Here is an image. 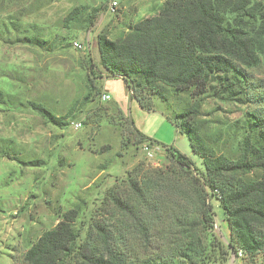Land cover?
Returning <instances> with one entry per match:
<instances>
[{
    "label": "rangeland",
    "instance_id": "rangeland-1",
    "mask_svg": "<svg viewBox=\"0 0 264 264\" xmlns=\"http://www.w3.org/2000/svg\"><path fill=\"white\" fill-rule=\"evenodd\" d=\"M125 1L119 2L107 23L101 22L100 15L86 26L83 20H67L68 14L77 8L84 16L103 5L102 0H0V264H27L25 251L69 209L78 211L75 226L83 238L91 219L100 215L105 193L128 192V173L135 167L143 162L154 170L173 168L164 146H173L202 170L187 136L175 127V113L197 106L193 121L203 137L218 154L234 158L247 113L264 109V52L256 66L240 68L249 101L228 99L221 93L192 98L190 91L166 86L162 96L145 93L151 107H142L124 81L108 75L98 63V33L104 30L111 39L121 37L129 22L154 15L159 8L139 11L142 7ZM251 1L264 20V0ZM257 30L259 25H255ZM24 36L45 43L19 41ZM74 42L83 49H75ZM87 57L95 64L94 70L86 64ZM102 93L109 99L102 101ZM34 104L65 117L66 124L53 125ZM127 117L152 140L148 148L152 156L144 148L147 142L134 144L136 137ZM74 121L81 126L75 129ZM259 177L258 170L243 176L249 180ZM154 184L159 187L154 186L153 191H158L162 201L167 200V209L188 206L185 197L157 181ZM211 202L215 218L208 243L215 236L226 244L229 228L223 210L215 199ZM192 207L193 203L188 206ZM112 222L115 226L132 224L121 212ZM129 231L126 241L139 260L155 251L154 246L143 248L132 227ZM177 241L171 236L158 242L156 252L168 264H198L179 256ZM248 263V258L237 262L230 257L226 262L215 252L202 264Z\"/></svg>",
    "mask_w": 264,
    "mask_h": 264
},
{
    "label": "trees",
    "instance_id": "trees-1",
    "mask_svg": "<svg viewBox=\"0 0 264 264\" xmlns=\"http://www.w3.org/2000/svg\"><path fill=\"white\" fill-rule=\"evenodd\" d=\"M103 10L106 5L96 6L83 16L76 8L67 20H83L91 26ZM255 25L259 30L255 31ZM19 41L45 43L27 36ZM96 45L99 65L108 75L120 77L142 107H151L145 93L162 96L166 86L190 91L192 98L221 93L228 99L249 101L240 68L256 66L264 52V20L251 0H164L157 13L139 19L121 37L111 39L102 30ZM85 62L91 70L96 67L89 57ZM33 108L53 125L66 124L65 117L40 104ZM196 113L197 106H191L173 118L192 153L201 159L202 170L173 146H164L171 170L146 168L142 162L128 173V192L105 193L100 215L91 219L83 238L75 226L78 211L69 209L29 246L23 260L27 264H168L156 251L158 242L173 236L179 240V256L192 263L202 264L218 252L226 262L230 257L264 264V109L247 113L234 158L218 154L208 144L193 121ZM127 123L136 137L134 144L147 142L150 148L152 140L128 117ZM254 170L260 171L258 179L243 178ZM154 181L185 197L194 208L167 209V200L153 191L159 187ZM214 199L229 228L226 244L215 236L207 240L214 226ZM117 212L127 215L132 224L115 226L112 220ZM130 227L143 248L154 246L155 251L143 260L126 241Z\"/></svg>",
    "mask_w": 264,
    "mask_h": 264
},
{
    "label": "crops",
    "instance_id": "crops-1",
    "mask_svg": "<svg viewBox=\"0 0 264 264\" xmlns=\"http://www.w3.org/2000/svg\"><path fill=\"white\" fill-rule=\"evenodd\" d=\"M103 1V5H105V1L104 0H102ZM127 1V0H126ZM125 1V2H126ZM163 1L164 0H132V2L134 3H136V5L138 6V7H142V9L140 8V9H138L139 11H141V10H143L144 8H149V7H151V9L153 8V7H159L160 8V6L162 5V3H163ZM118 2H120V3H123L122 2V0H118ZM155 5V6H154ZM126 7L125 6H123V9H125ZM158 8V9H159ZM158 9H157V11H158ZM123 14H124V12H123ZM100 15H101V22H105V23H107L113 16L111 15V14H109L108 12H107V10H103L101 13H100ZM99 15V16H100ZM136 21H133V22H129V25H133L134 23H135ZM128 28V27H127ZM127 28H126V30H127Z\"/></svg>",
    "mask_w": 264,
    "mask_h": 264
},
{
    "label": "built area",
    "instance_id": "built-area-1",
    "mask_svg": "<svg viewBox=\"0 0 264 264\" xmlns=\"http://www.w3.org/2000/svg\"><path fill=\"white\" fill-rule=\"evenodd\" d=\"M104 1H105L106 6H107V11H108L110 14H114V13L116 12L117 8H118V5H119L118 0H104ZM73 47H74L75 49H78V50L83 49V45L80 44V43H78V42H74V43H73ZM108 99H109V95L106 94V93H102V95H101V100H102V101H106V100H108ZM71 124H72V126H73L75 129H77V128H79V127L81 126V124H80L79 122H77V121L71 122ZM144 148H145V150H147V154H148L149 156H152L151 152L148 151L147 146L144 147ZM241 256H242V253L239 252V253H238V257L240 258Z\"/></svg>",
    "mask_w": 264,
    "mask_h": 264
}]
</instances>
